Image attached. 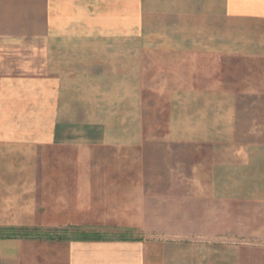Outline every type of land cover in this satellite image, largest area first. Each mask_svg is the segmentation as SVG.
<instances>
[{
    "label": "crops",
    "instance_id": "0c3cea01",
    "mask_svg": "<svg viewBox=\"0 0 264 264\" xmlns=\"http://www.w3.org/2000/svg\"><path fill=\"white\" fill-rule=\"evenodd\" d=\"M232 58L264 63V0H0V227L78 230L0 235V264H239L245 240H264L263 143L188 184L38 168L47 148L49 161L140 148L147 98L162 141L230 144L237 94L217 81ZM137 226L140 238L120 236Z\"/></svg>",
    "mask_w": 264,
    "mask_h": 264
},
{
    "label": "rangeland",
    "instance_id": "374dc122",
    "mask_svg": "<svg viewBox=\"0 0 264 264\" xmlns=\"http://www.w3.org/2000/svg\"><path fill=\"white\" fill-rule=\"evenodd\" d=\"M259 63L261 64H242L241 59L232 58L228 65H220L218 87L232 88L237 94L234 140L228 145L194 147L162 141L165 132L164 111L157 106L160 105L158 98H147L148 104L144 112L147 140L140 148L95 149L90 151L87 160L82 161L75 151L61 154L62 158L67 156L66 161H49L47 148L43 151L44 154L42 153L38 168L42 170L50 168L89 169L91 170L89 179L94 184H120L122 186L188 184L192 180L193 170L207 169L209 164L218 158L228 159L231 149L246 143L264 144V63ZM201 173L202 171L199 174ZM225 226V224L220 225L222 230L218 234L219 237H223L226 233V230L223 231ZM194 227L197 226L194 225ZM228 227L234 228L236 225L231 224ZM138 228L139 226L133 228L132 231L121 230L120 236L138 239L143 235ZM240 229L233 231V233L236 232L235 235L233 234L234 240L238 243H241V238L247 239V235L241 237ZM75 232L78 234V230L72 229L0 227V235L39 236L46 234L74 238L77 237ZM114 233L106 231L104 235L108 237L117 235ZM239 264H264V240H245Z\"/></svg>",
    "mask_w": 264,
    "mask_h": 264
},
{
    "label": "trees",
    "instance_id": "16d2710c",
    "mask_svg": "<svg viewBox=\"0 0 264 264\" xmlns=\"http://www.w3.org/2000/svg\"><path fill=\"white\" fill-rule=\"evenodd\" d=\"M19 231H20V230H19ZM22 231H26V230H22ZM22 231H21V232H22ZM47 236H48V235H47ZM50 237H51V236H50ZM59 237H60V236H59ZM60 238H62V236H61Z\"/></svg>",
    "mask_w": 264,
    "mask_h": 264
}]
</instances>
